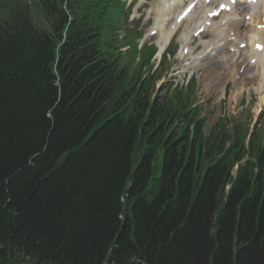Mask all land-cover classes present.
<instances>
[{
    "label": "trees",
    "instance_id": "16d2710c",
    "mask_svg": "<svg viewBox=\"0 0 264 264\" xmlns=\"http://www.w3.org/2000/svg\"><path fill=\"white\" fill-rule=\"evenodd\" d=\"M33 4L0 0V264H264V133L132 83L120 0Z\"/></svg>",
    "mask_w": 264,
    "mask_h": 264
},
{
    "label": "bare ground",
    "instance_id": "6f19581e",
    "mask_svg": "<svg viewBox=\"0 0 264 264\" xmlns=\"http://www.w3.org/2000/svg\"><path fill=\"white\" fill-rule=\"evenodd\" d=\"M193 1L198 2L193 12L183 23L177 21L169 31H165V25L171 19L170 11L175 8L180 10L184 0H172L159 9L154 29L159 35V54L166 50L181 27L184 29L181 35L182 52L178 57L187 63L186 68L201 73V91L215 94L220 101L226 96L229 83H232L235 92L231 100L235 102L236 96L244 91L264 95V51L259 53L255 48L257 44L264 45V0L256 3L238 0L233 10L226 11L218 22L209 19L206 3ZM195 31L200 32L195 34ZM204 33L211 36L208 41L202 39ZM196 37L203 49L194 56ZM243 45L246 47L242 48ZM261 104H264V97Z\"/></svg>",
    "mask_w": 264,
    "mask_h": 264
},
{
    "label": "rangeland",
    "instance_id": "374dc122",
    "mask_svg": "<svg viewBox=\"0 0 264 264\" xmlns=\"http://www.w3.org/2000/svg\"><path fill=\"white\" fill-rule=\"evenodd\" d=\"M25 1L28 2V0ZM130 2L123 10L127 14V18L125 16L126 20L118 39L120 49L125 47L130 49L131 47L130 51L122 52L123 55H127L125 57L128 60H132L135 55L134 42L138 47H142L143 39L154 29L157 22V10L162 7L164 0H138L132 5H130ZM187 3L188 1L185 2V5ZM111 24H113V18ZM169 27L167 26V29ZM183 31L184 29L179 30L161 59L152 58L153 55L148 54L152 45L156 47L158 40L156 36L147 42L149 44L145 48H142L141 51L138 50V55L134 60L135 67L129 70L132 83L140 86L141 83L139 84V82H144L148 92H150L149 94L161 99H168L172 95L170 92H173L176 87H178L176 88L178 90L180 89L179 85L184 86L186 92H184V89H180L183 92V98L192 96L195 99L196 103L193 109H199V115L207 121V130L218 121H221L226 126H232L235 122L243 125L246 134L250 131L264 133V104H261L264 95L244 91L241 95L236 96L235 102V100H231L235 92L232 83H229L226 96L220 101H217L215 94L201 91V73L185 68V63L178 59V55L182 50L181 35ZM196 45L198 44L194 46ZM196 48L195 55L202 50L201 46H196ZM123 64L125 66L129 65L127 60L123 61ZM140 73L142 78L137 81ZM190 80L192 82L189 83ZM161 155L159 153L154 162L153 180L149 185V189L154 188L155 180L162 175L163 161Z\"/></svg>",
    "mask_w": 264,
    "mask_h": 264
}]
</instances>
